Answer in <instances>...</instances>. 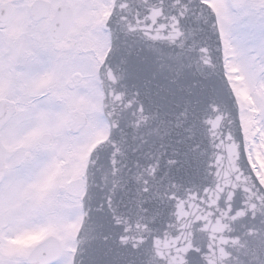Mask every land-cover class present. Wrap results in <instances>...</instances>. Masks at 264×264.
<instances>
[{"label":"snow or ice","instance_id":"1","mask_svg":"<svg viewBox=\"0 0 264 264\" xmlns=\"http://www.w3.org/2000/svg\"><path fill=\"white\" fill-rule=\"evenodd\" d=\"M0 264H264V0H0Z\"/></svg>","mask_w":264,"mask_h":264}]
</instances>
